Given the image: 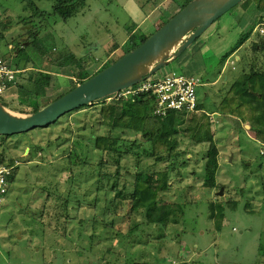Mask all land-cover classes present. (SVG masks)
Returning a JSON list of instances; mask_svg holds the SVG:
<instances>
[{"label":"rangeland","instance_id":"obj_1","mask_svg":"<svg viewBox=\"0 0 264 264\" xmlns=\"http://www.w3.org/2000/svg\"><path fill=\"white\" fill-rule=\"evenodd\" d=\"M26 1L0 0V34L3 35L5 41L2 51L5 49V55L9 57L5 47L10 45L9 49H11L13 46L14 48L17 45L21 46L28 38L29 31H35L44 53L41 55L35 51L29 42L25 44V52L31 60L25 64L29 68L22 71L23 76H20L19 81L29 88L27 78L37 73V70L50 73V83L45 88V95L39 100L41 106L66 92L75 84L76 78L72 76L71 69L65 64L63 67L58 65V62L65 59L68 52L75 49V45L72 47L70 45L78 42L81 44L82 48L77 52L81 54L84 51L85 54L81 57L85 61L86 70L94 73L99 69L100 64L92 61V55L103 60L117 59L123 54L122 46L127 44L126 40L120 45L119 37H125L124 34L127 32L128 36L139 41L140 36L151 30L152 24L149 22L136 24L132 20L127 21L129 16L133 19V2L143 6L146 13L157 3L154 9L147 14V20L150 22L154 20L155 27L161 23L160 13L163 15L168 11L166 14L171 15L178 9V6H174L171 2L173 0H166L168 5L155 0H86L84 6L80 8V15L63 20L55 14L34 15L37 12L36 7L45 12L51 11L53 6L51 0H31L28 3ZM182 1L179 0V2ZM237 6L224 13L209 26L199 37L200 39L198 38L199 41H203L200 44L196 43L198 44L196 49L193 50V47L185 49L180 56L174 58L153 75L167 72L192 73L207 82L204 90L209 93L223 85L226 87L232 75L241 69L240 64L231 56L236 67V71H233V64L230 61L225 62L226 55H231V52L246 39H249L246 44L249 50L254 42H261L264 38L257 33V18L249 27L242 28L239 25L243 16L241 7ZM244 11H249V8ZM255 56L257 61L255 68L259 69L258 63L263 62L264 59L261 58L262 54ZM192 62L198 63V67L194 69L191 66ZM222 65L225 67L224 75H228V81L225 82L222 79L219 84L212 85L211 82L217 79ZM199 95L201 96L202 93ZM103 100L104 98L96 100L94 104L61 116L57 124H55L56 120L52 124L24 133L0 134V141L4 140L0 142V152H3L4 156L6 154L13 158L17 164L14 178L9 184L8 192L0 208V264H128L134 260L150 264H169L172 259H177L176 249L181 245L192 247V245L204 244L203 246L206 247L213 241L217 244H212V247L206 250L203 247L198 248L200 253L195 264H254L255 261L257 264H264V260L260 262L256 258V248L253 246V243L258 241L259 231L264 229V209L260 213L251 210L247 212L243 207L234 212L228 211L231 218L221 226V229L223 227L221 232L204 229L209 222L206 213L208 200L225 199L224 190L222 195L218 194L221 187H227L230 192L227 191L225 194L228 196L231 194L235 198L234 188L244 187L245 183H248L247 188L256 190L257 186L251 182V179L248 182L246 179L250 178L247 172L256 171L259 161H261V166L258 173L264 180V156H259V148H247L250 141L243 132L233 134V138L230 137V139L226 138V131L222 139L216 134V143L225 152L232 139L236 141L235 144L237 142L241 144L243 150L239 152L232 150L234 152L232 163L226 159L228 152L224 153V160L220 163L216 162V166L211 165L209 169L206 168V162L203 159L208 158L209 154H212L210 158L215 157L213 150L215 145L212 147L211 144L195 145L186 139L179 140V148L186 150V155L182 157H186L187 161L185 165L181 164L182 158L175 162L178 168L177 174H179L175 178L187 179L182 184L180 182L176 184L186 186L184 189L189 190H182L180 185L179 189L161 197L165 203H171L178 214L181 213L180 210H184L183 217H178L165 225L145 224L137 227L144 223L142 216L125 206L122 213L118 216L116 214L114 221L112 220L113 229L104 227L102 211L103 208H107V205L102 202L103 190L97 187L101 181L95 173L97 172L96 164L100 159L106 164L104 169L114 173L117 169V155L106 153L98 157L92 150L85 155L79 151V144L77 151L69 153V150L77 145L76 141L82 136L80 130H86V133H91L92 130H101V132L106 130L102 127L97 128L96 125L97 108ZM18 101L16 91L9 92L5 98H0V102L11 113L20 116L31 114L32 108L19 104ZM219 125L221 126L219 130L229 129L223 122ZM57 136L60 141L55 143L57 145L53 143L52 147L48 148L51 152H46L44 155L37 147L38 141L46 146L45 140L53 141ZM125 137L129 140L137 138L140 145L132 146L131 150H134L133 153H141V148L145 144L142 137L130 134ZM92 143L93 141L91 146ZM36 150L39 151L36 152ZM248 151L256 154L253 158L257 160L251 166L245 167L241 160L248 154ZM67 152L71 154L70 157L67 156ZM72 152L79 153L82 159L87 156L92 165L81 167L79 164L81 157L75 159L72 157ZM133 153L128 154L127 168L133 167L138 159ZM146 159L144 164L149 166V170L164 167L173 162H161V165H155L152 158L147 156ZM76 163L79 165H75ZM92 166L95 167V172ZM122 171L125 172V169L123 168ZM205 172L208 176H214L212 179L207 178V183L203 186L201 176ZM211 183L214 185H209ZM262 183L264 182L261 181L260 186L263 185ZM68 195L74 200L70 199L69 217H66V208H64L66 204L62 199ZM107 195L108 198H112L113 192L110 191ZM75 198H80L79 201L82 199L81 207L77 205ZM87 202H90V205ZM79 216L85 217L81 224ZM110 221L105 222L108 225ZM130 228L134 229L132 245L124 239ZM178 233H180L178 241L181 245L175 242L177 241L175 234L178 235Z\"/></svg>","mask_w":264,"mask_h":264},{"label":"trees","instance_id":"obj_2","mask_svg":"<svg viewBox=\"0 0 264 264\" xmlns=\"http://www.w3.org/2000/svg\"><path fill=\"white\" fill-rule=\"evenodd\" d=\"M30 1L31 0H27L26 3ZM85 1L86 0H51L53 5L51 11L45 12V10L36 7L35 9L37 12H35L34 15L43 16L55 14L59 18L67 20L80 13V8L82 5L84 6ZM189 1L190 0H183L182 2L178 1V10L183 8ZM252 4L256 10L255 18L258 20L257 24H260L264 21V0H243L239 6L243 10H247ZM170 17L163 18L161 23L158 26L156 25L155 30L163 25ZM153 32L140 36L139 41H135L132 36H129L127 38V44L122 46L123 54L145 41ZM257 33L261 37H264V33L261 34L258 31ZM27 37L28 38L21 44V46L17 45L15 48L13 46L11 49L8 48L9 45L5 47L6 53L9 56L7 57L5 55V57L10 60L11 66L14 68L22 69L28 67L25 66V64L29 63L31 59L24 49L26 43H30L31 47L41 55L44 53V49L40 45L35 31H29ZM0 45L1 48L2 46H5L2 34H0ZM245 47L246 48L243 47L241 49L239 58L236 60L240 64L241 69L236 72L230 87L224 93L216 107V112L220 114L222 121L226 122L234 130L241 131L244 130L245 125H249L248 130L252 132L253 137L257 141L264 143V60L263 62L258 63L259 69L255 68L257 65L255 55L260 56L262 54L261 58L264 59V38H262L261 42H254L252 48L249 50L247 45ZM3 53H5V49ZM91 57L93 59L92 61L98 63L103 62V59H98L93 55ZM115 60L116 59H108L100 64V67L96 72L89 73L88 70H86L84 59L73 52H68L65 59L58 62V65L63 67V64H65L66 67L71 69L72 76L76 78L75 84L72 86L73 88ZM20 76L23 75L19 73L17 75V82L14 84L16 92H18V102L19 104L30 106L32 108L31 113L38 111L51 101L72 89L70 88L66 92L58 95L41 106L39 100L45 95V88L50 83V73L37 70V73L27 78L29 88L19 81ZM152 102L151 98H147L144 95L137 96L133 99H114L109 102L104 100L101 101L97 108L96 125L97 128L102 127L106 130H104V132H101V130H92L91 133H86V130H80V134L82 135L81 138L76 141L75 144L77 145H74L72 150H69V153L70 151H77V146L79 144V151L85 155L86 153L89 154V150H92L95 155H98V157H102L106 153H114L117 155V169L114 173L106 171V169H104L106 164L102 163L100 159L96 164L97 172H95V167L92 166V168H94L93 171L99 178L98 180L101 181V184L97 187L100 188V190H103L104 196L102 202L104 205L105 203L107 205V208H103L102 211L104 213L102 223L104 224V227H108V229H113L112 220L114 221L116 214L118 216L122 213L125 206L128 207L130 211L137 212L142 216L144 223L139 224L137 227L145 224L165 225L175 220L176 213L173 205L162 201L163 199L161 196L169 189L170 183L176 179L175 177L179 175L177 174L178 168L176 167L175 162L179 158H182L183 160L181 164L185 165L187 161L186 157H182L186 155V150H181L179 148V140L186 139L189 140L191 144L195 145L203 143H207L208 145L213 141L212 122L208 114L204 112V104H202L199 99L197 100L196 111L190 113L186 118L177 115L175 112H169L165 116L156 115L153 113ZM94 103L95 102H92L91 104ZM91 104L83 105L75 110L67 112L66 114L78 111ZM66 114L62 115V117ZM60 119L61 118L57 119L55 124H57ZM127 134L139 135L142 137L143 141H145V144H143V147L141 148V153L132 152L134 151L131 150V148L133 149L132 146L140 145V142L137 138H131L129 140V138L125 137ZM60 135L63 136L61 133ZM45 141L46 146H43L39 141L37 143V147L44 153V155H46V152H51V149L48 148L52 147L53 143H58L60 139L57 136L53 141L49 139ZM92 141L93 143L91 146ZM37 151L39 150H36V152ZM69 153L67 152V156L70 157L71 154ZM72 153V157L75 159L81 157L79 153ZM130 153H133L138 159H136L133 167L127 168V158ZM147 156L152 158L155 165H161V162H173H171L172 164H166L164 167L159 165L160 167L149 170V166L144 164L147 160ZM0 160L7 165H14L13 173L9 179L11 182L15 175L16 161L11 157L6 156V154L4 156L3 152H0ZM79 164H81V167L92 165L87 156L83 159L81 157ZM75 165H77V163ZM70 166L73 167L74 165ZM123 168L125 169V172L122 171ZM110 191L113 192L112 198H108L107 195ZM70 199L74 200V198H69V195L62 199L66 204L64 207L66 208V217L69 215L68 210L71 206ZM78 199L75 198V202L81 207L80 201L82 199L80 201ZM87 203L90 205V202ZM238 205L239 202L237 200L226 201L224 198H219V200L215 201H208L207 218L209 222H211L212 229L215 231L221 229L226 207L232 210H237ZM244 209L247 212L250 211L246 207ZM84 218L85 217L83 216H79L78 219L80 224L84 222ZM92 220H94V217H92ZM108 220L111 221L110 224L107 225L105 221ZM136 225L137 224H135V226ZM124 239L132 245L134 240L131 241V239H134V229L130 228ZM259 251L261 252H259V254L262 255L264 247L259 246ZM192 263L194 262H191V264ZM128 264L150 263L134 260Z\"/></svg>","mask_w":264,"mask_h":264},{"label":"water","instance_id":"obj_3","mask_svg":"<svg viewBox=\"0 0 264 264\" xmlns=\"http://www.w3.org/2000/svg\"><path fill=\"white\" fill-rule=\"evenodd\" d=\"M242 1L190 0L145 41L36 112L15 115L0 102V134H20L47 126L67 112L150 77L180 56L213 22ZM218 194H223V187Z\"/></svg>","mask_w":264,"mask_h":264},{"label":"crops","instance_id":"obj_4","mask_svg":"<svg viewBox=\"0 0 264 264\" xmlns=\"http://www.w3.org/2000/svg\"><path fill=\"white\" fill-rule=\"evenodd\" d=\"M155 1H159L160 3H163V4H166V5H168V3H167V1L166 0H155ZM178 1L179 0H177V1H171L172 3H173V5L174 6H178ZM156 4L157 3H155L154 5H153V8H151L150 9V11L152 10V9H154V7L156 6ZM165 5V6H166ZM163 6V5H162ZM237 7H239V6H237ZM144 7L143 6H140V5H138L137 3H132V11H133V19L131 18V16H129L128 18H127V21H133V23H136V24H139V22H141V23H145V24H147V22H149V23H151L152 24V26H151V32H153L154 30H155V26H154V20H152L151 22L150 21H148L147 20V18H148V13L150 12H145V9H143ZM170 9H171V7H170ZM235 9V8H234ZM241 9V15L243 16L242 17V22L241 23H239V25L242 27V28H244V27H249V25L251 24V23H253V21H254V19H255V17H256V10H255V7H254V5L252 4V5H250L249 6V11H244L242 8H240ZM178 11V9L177 10H175L171 15L170 14H166V13H168V11H166V12H164V14L162 15L161 13L159 14V18H160V21L162 20L161 19V17L162 18H165V17H170V16H172L174 13H176ZM78 15H80V14H78ZM83 15V14H82ZM126 23V22H125ZM124 26V25H123ZM124 31H125V28H124ZM147 32L146 34H148V33H151V32ZM124 36L125 37H123V38H118V40H119V43H120V45H121V43L123 42H125L126 40H127V38L129 37L128 36V33L127 32H125V34H124ZM206 39H207V36L205 37ZM200 39V38H199ZM199 39L197 40V41H195L193 44H191L188 48L189 49H192V47H193V50L194 49H196L197 48V45L198 44H200V42H202L203 40H200L199 41ZM248 41H249V39H246L244 42H242V44L241 45H239V47L236 49V50H234V51H232L231 52V55H226V60H225V62H227V61H230L231 62V64H233V67H232V70L233 71H236V67H235V61L239 58V52L241 51V49L243 48V47H245L246 46V44L248 43ZM107 42H105V44H106ZM196 43H198V44H196ZM104 44V45H105ZM69 45V44H68ZM75 45V49L74 50H71L70 52H73V53H75L77 56H81V55H84L85 53H84V51H82L81 52V54H79L77 51L80 49V48H82V46H81V44L78 42V43H74V44H72V45H70L71 47L72 46H74ZM187 48V49H188ZM84 49H85V47H84ZM105 50V49H104ZM192 50V51H193ZM231 56L233 57V59L235 60H231L232 58H231ZM106 60H103V62H101V63H99V64H102V63H104ZM225 64V63H224ZM198 65V63L197 64H194V62H192L191 63V66L195 69V67H198L197 66ZM29 67H26V68H22V71H24V70H27ZM224 66L222 65L221 66V68H220V70H219V74H218V77H217V79H215L214 81H212L211 82V84L212 85H217V84H219L220 83V81L222 80V81H225V82H227L228 81V75L227 74H225L224 75V72L225 71H223L224 70ZM41 71H43V70H41ZM234 76H235V74L234 75H232V79H231V81H230V83L226 86V87H224V85L223 86H221V87H219V88H217V90H213L212 92H208V91H206V90H204V87L206 86V84H207V82H204L202 79V82H203V85L200 87V88H202L203 87V89H199V91H198V99L200 100V102L202 103V104H204V112L206 113V114H208V116L210 117V119H211V122H212V134H213V141L211 142V143H209V144H211V147L213 146V145H215V148L213 149L214 151H215V157L214 158H210V156L212 155V154H209L208 155V153H209V151H210V149H209V151L207 152V155L209 156L208 158H205V159H203L205 162H206V168L207 169H209L210 167H211V165H213V167L214 166H216V162H218V163H220L222 160H224V153L226 154L227 152V158L226 159H229V162L230 163H232L233 162V157H234V152H232V150L234 149V151H237V152H239V151H242L243 150V148H242V146H241V144H239L238 142L235 144V140L234 139H232V141H233V144H232V141H230L229 142V147H228V150L225 152V150L221 147V146H218L217 145V143H216V134H218V136L220 137V139H222L221 137H223V133H224V131H226L227 132V136H226V138H228V139H230V137L231 138H233V134H235V133H241V132H243L247 137H248V139H249V141H250V145H248L247 146V148H249V149H254V148H259V151H258V153H259V156H264V143H261V142H259V141H257L254 137H253V134H252V132L251 131H249L248 130V128H247V126L245 125L244 126V130H241V131H238V130H234L233 128H231L226 122H224V121H222V119H221V116H220V114L219 113H217L216 112V107L218 106V104H219V102H220V100L222 99V97H223V95H224V93L227 91V89L230 87V85H231V83H232V81H233V78H234ZM201 78V77H200ZM16 91V88H15V86H10V89H9V92H12V93H14ZM200 93H202V95L200 96L199 94ZM203 98V99H202ZM209 101V105H207V102ZM221 122H223V123H225L226 125H227V127H229V129L228 130H219V128H221V126L219 125ZM217 125H219V126H217ZM225 135V134H224ZM4 141V140H3ZM2 140L0 141V142H3ZM228 143V142H227ZM203 144H207V143H203ZM208 144V145H209ZM232 145H234V146H236V148H232L233 146ZM222 148V149H221ZM230 150H231V153H230ZM251 151H248V154L247 155H245L244 156V159L243 160H241L242 162H243V166H245V167H247L248 165H250L251 166V164L252 163H254L257 159L255 158H253V156H255L256 154H252V153H250ZM257 157V156H256ZM247 162H249V163H247ZM258 167L256 168V171H253V173L251 172V173H249V172H247V174H248V176H249V174H250V178L249 179H246V182H248L250 179H251V182L252 183H254L256 186H257V189L255 190H253L252 188H247L246 187V185L248 184V183H245V185H244V187H239V188H234L236 191H235V193H236V198L235 197H233L231 194H229V196L227 195V194H225V193H227V191H229L230 192V190L229 189H227V187H225L224 186V188H223V190H224V196H225V200L226 201H229V200H237L238 202H239V205H238V207H237V209L238 208H241V207H243V209L246 207V208H249V210H251L252 212H258V213H260V211L262 210V209H264V183H262L263 185H261L260 186V182L261 181H263L264 182V180L262 179V176H260V173H258V172H260L259 171V167L261 166V161H259L258 162ZM251 168V167H250ZM214 171H215V169H214ZM208 174H207V172H205V173H203V175L201 176V178H202V180H201V182L203 183V186H205L206 185V183H207V178H210V179H212L213 178V176L214 175H210V176H208ZM185 179H187V178H177V179H175L174 181H172L171 183H170V187H169V189L167 190V191H165L164 193H163V195L162 196H164L165 194H168V193H170V192H172V191H175V189H179L180 188V185L184 182V180ZM181 183L180 185H178V184H176V183ZM250 182V183H251ZM209 185H214L213 183H211V184H209ZM173 187H175V188H173ZM181 188H182V190H185L186 189V186H183V185H181ZM185 188V189H184ZM181 190V191H182ZM187 190H189V189H187ZM187 190H185V191H187ZM247 195V196H246ZM245 198V200H243ZM252 199V200H251ZM208 201H214V200H208ZM243 201H246L244 204H241V202H243ZM249 203V204H248ZM3 205V204H2ZM248 205H249V207H248ZM245 210V209H244ZM181 211V213L180 214H178L176 211H175V213L177 214L176 215V218H175V220L179 217H183L184 215H183V213H184V210H180ZM228 211H236V210H232V209H229V208H227L226 207V209H225V217H224V219H223V222H222V225L223 224H225V223H227V221L229 220V218H231V216H229L228 215ZM246 211V210H245ZM249 212V211H248ZM202 213V212H201ZM206 213H207V210H206ZM247 213V212H246ZM203 214V213H202ZM234 228V227H233ZM204 229H206V230H208V229H210V230H212V231H214V232H217V233H219V232H221V230L223 229V227H222V229H220L219 231H215L214 229H212V225H211V222H208L207 224H206V227L204 228ZM183 230V229H182ZM181 230V231H182ZM242 233H244V234H247V232H244V231H242ZM175 237H176V240L177 241H175L176 243H179L180 245H181V242H179L178 240H179V238H180V233H178V235H176L175 234ZM178 237V238H177ZM56 239V238H55ZM258 241H255V243H253V246L256 248L255 249V255H256V258H258V260L259 261H263L264 260V252L262 253V255H260L259 254V246H263L264 247V229H262V230H260L259 231V233H258V239H257ZM57 242L59 241V240H56ZM216 241V240H215ZM40 244H43V243H41L40 242ZM212 244H217L216 242H211L210 244H209V246H206V247H204L203 245H200V246H194V245H192V247H188V245H185V247H183L182 245L179 247V248H177L176 249V256H177V259L175 260V259H172L171 260V263H169V264H184V263H190L191 264V262H194V263H192V264H195V262H197V257L199 256V253H200V251H198V248H201V247H203L204 248V250H206V249H208V248H210V247H212ZM207 245V244H206ZM58 246V245H57ZM44 247V246H43ZM46 247V246H45ZM184 249H183V248ZM261 253V252H260ZM258 256V257H257ZM6 261V260H5ZM254 264H257V261H255L254 262Z\"/></svg>","mask_w":264,"mask_h":264},{"label":"built area","instance_id":"obj_5","mask_svg":"<svg viewBox=\"0 0 264 264\" xmlns=\"http://www.w3.org/2000/svg\"><path fill=\"white\" fill-rule=\"evenodd\" d=\"M263 25L264 21L257 26V31L261 34L264 33ZM4 55L0 45V98L9 95L10 86H14L17 75L22 73V69L11 66L10 60ZM202 85L201 78L192 73L167 72L151 75L135 85L114 92L104 97V101L133 99L144 95L152 99L154 114L165 116L169 112H175L186 118L196 111L198 91ZM13 168L14 165H7L0 160V208L8 192Z\"/></svg>","mask_w":264,"mask_h":264},{"label":"bare ground","instance_id":"obj_6","mask_svg":"<svg viewBox=\"0 0 264 264\" xmlns=\"http://www.w3.org/2000/svg\"><path fill=\"white\" fill-rule=\"evenodd\" d=\"M173 49V47H171L169 50H172Z\"/></svg>","mask_w":264,"mask_h":264}]
</instances>
